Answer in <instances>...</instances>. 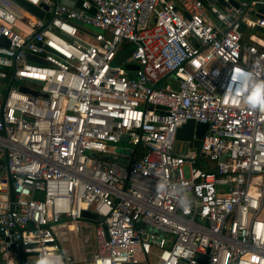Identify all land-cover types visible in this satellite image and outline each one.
<instances>
[{
	"label": "built area",
	"instance_id": "built-area-1",
	"mask_svg": "<svg viewBox=\"0 0 264 264\" xmlns=\"http://www.w3.org/2000/svg\"><path fill=\"white\" fill-rule=\"evenodd\" d=\"M25 1L0 0V264H264V111L226 92L264 81V0Z\"/></svg>",
	"mask_w": 264,
	"mask_h": 264
},
{
	"label": "water",
	"instance_id": "water-1",
	"mask_svg": "<svg viewBox=\"0 0 264 264\" xmlns=\"http://www.w3.org/2000/svg\"><path fill=\"white\" fill-rule=\"evenodd\" d=\"M17 3H19L20 5H22L23 7H25L26 9H28L29 11L33 12L34 14H36L39 17H43L44 15V9H46L45 5H41L43 7V9H41L39 6H36L34 4H31L25 0H14ZM54 3H62V4H66L69 6H74V7H79L81 0H53ZM210 2L215 1L217 4L219 5H225L226 3L223 2L222 0H207ZM230 2L232 4H234L235 6H238V3L235 0H230ZM264 12V9H261ZM91 12H94V9L91 10ZM45 16H47V14H45ZM240 30H243V26L240 27ZM1 41V40H0ZM7 44V43H6ZM128 55V50H123L121 51L118 56L116 57V61L117 62H121L123 60V58L125 56ZM125 69L128 70H133V69H137L138 65H133V64H125L124 65ZM35 93V92H33ZM207 125L205 123H201V122H195L192 119L187 120L184 124H182L176 131V135L175 137L178 139H183L189 142V146H194V147H198L200 144V140L202 139L205 131H206ZM127 139V136H122L121 140L125 141ZM4 162L6 164L7 162V157L6 154L4 155V159L0 160V163ZM121 164H125L124 161H120ZM8 181H9V189H10V201H13V191H12V187H11V176H8ZM12 207V205H11ZM82 215L84 217V219H87L91 222L95 221L97 218V215L94 212L88 211V210H83L82 211ZM200 260H203V257L201 256H197ZM22 253L21 251L18 252V264H22ZM28 262L29 264H38V260L36 257L31 256L28 258ZM179 264H183L182 262H180Z\"/></svg>",
	"mask_w": 264,
	"mask_h": 264
},
{
	"label": "clouds",
	"instance_id": "clouds-1",
	"mask_svg": "<svg viewBox=\"0 0 264 264\" xmlns=\"http://www.w3.org/2000/svg\"><path fill=\"white\" fill-rule=\"evenodd\" d=\"M239 81L240 85L237 89L244 95V103H246L252 109H259L264 111V81L256 80L252 72H246L243 69L237 70V72L230 77L229 87L226 92L231 91V85ZM168 188V185L161 182L157 185V191L164 193ZM188 199L185 197L181 200V207L185 211L188 210ZM59 258L54 261L51 257L45 256L41 258L40 264H58Z\"/></svg>",
	"mask_w": 264,
	"mask_h": 264
},
{
	"label": "rangeland",
	"instance_id": "rangeland-1",
	"mask_svg": "<svg viewBox=\"0 0 264 264\" xmlns=\"http://www.w3.org/2000/svg\"><path fill=\"white\" fill-rule=\"evenodd\" d=\"M127 145H128V143L125 141H119L116 143V146H118L120 148H123ZM174 149L177 152H183L184 149L186 151L190 150V147H188L186 140L175 138ZM184 171H185V174L188 175V168L187 167H185ZM93 230H94V223L90 222L89 224H85V226L82 225L81 233H83V234L86 233L87 235L89 234L88 237H89V239H91V242L94 246L95 243H94V239H93ZM57 234L60 237L67 239L68 240L67 244L72 243L71 241H69V237H68L65 229H61V230L57 229ZM67 256H68L69 264H75L74 263L75 262V253L73 252V250H68ZM150 259L151 260L149 261V263L153 264L154 259L152 257Z\"/></svg>",
	"mask_w": 264,
	"mask_h": 264
},
{
	"label": "crops",
	"instance_id": "crops-1",
	"mask_svg": "<svg viewBox=\"0 0 264 264\" xmlns=\"http://www.w3.org/2000/svg\"><path fill=\"white\" fill-rule=\"evenodd\" d=\"M89 236V234H88ZM87 242L86 245H84V250L82 249L81 253H76V256H80V257H88L92 251V248H93V244L91 242V239H89V237H87ZM70 250V249H69ZM68 251V250H67Z\"/></svg>",
	"mask_w": 264,
	"mask_h": 264
},
{
	"label": "trees",
	"instance_id": "trees-1",
	"mask_svg": "<svg viewBox=\"0 0 264 264\" xmlns=\"http://www.w3.org/2000/svg\"><path fill=\"white\" fill-rule=\"evenodd\" d=\"M126 48H131L132 47V45L131 44H126V46H125Z\"/></svg>",
	"mask_w": 264,
	"mask_h": 264
}]
</instances>
